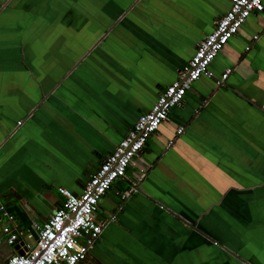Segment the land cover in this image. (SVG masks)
<instances>
[{
    "label": "crops",
    "instance_id": "1",
    "mask_svg": "<svg viewBox=\"0 0 264 264\" xmlns=\"http://www.w3.org/2000/svg\"><path fill=\"white\" fill-rule=\"evenodd\" d=\"M2 7L0 203L19 234L0 248L5 260L37 244L39 227L66 202L62 189L83 192L231 2L0 0ZM210 68L214 76L194 82L100 200L97 218L108 223L78 264H264V10ZM7 237L0 224L1 243Z\"/></svg>",
    "mask_w": 264,
    "mask_h": 264
},
{
    "label": "built area",
    "instance_id": "2",
    "mask_svg": "<svg viewBox=\"0 0 264 264\" xmlns=\"http://www.w3.org/2000/svg\"><path fill=\"white\" fill-rule=\"evenodd\" d=\"M229 1L230 9L216 20L214 31L198 44L194 56L179 70L178 78L161 92L152 110L136 120L113 152L103 160L81 194L62 189L66 196L64 206L55 209L50 218L39 227L37 244L24 254H14L9 264H78L86 259L108 223L97 218L100 200L117 180L127 177L131 162L169 118L171 109L183 106L186 94L192 89L194 82L203 75L214 76L210 68L212 62L239 32L248 17L253 12L264 10V0ZM255 38L259 36L256 35ZM231 72L232 68L226 69L221 80H225ZM183 130L182 127L179 131ZM137 191L138 188L133 186L123 193V198H128ZM10 220H14V215L5 204L0 203V224L8 235V242L13 244L19 239V234L5 223ZM84 236L87 238H83Z\"/></svg>",
    "mask_w": 264,
    "mask_h": 264
},
{
    "label": "rangeland",
    "instance_id": "3",
    "mask_svg": "<svg viewBox=\"0 0 264 264\" xmlns=\"http://www.w3.org/2000/svg\"><path fill=\"white\" fill-rule=\"evenodd\" d=\"M0 9H3V7L2 8H0ZM9 11H12L13 13L15 12L14 10H12V9H9V8H7ZM1 12V11H0ZM4 18H5V16H2V17H0V28H2L3 26H6V25H9L8 23H7V20H4ZM24 19V18H23ZM25 20V19H24ZM25 24L21 21V20H19V22H18V26H19V28H20V31L22 30V27L24 26ZM19 39H21V40H25V36H23V35H21L20 34V37H19ZM39 55H41V53H38ZM5 69H3V68H0V74H4L2 71H4ZM254 182H255V180H254V178L253 179H251L250 181H249V183H251V184H254ZM238 185H241V180L239 179L238 180ZM239 187V186H238ZM252 208V207H251ZM250 213V212H249ZM223 220H227L225 217H224V219ZM219 222V221H218ZM219 224H222L221 223V221L219 222ZM223 224H224V221H223ZM196 230H198L197 228H195ZM199 231V230H198ZM214 233H215V235H217V236H221L217 231H214ZM226 235H228V233H226ZM222 238H224L223 236H222ZM215 241V244L216 245H218L219 247H221V248H224V249H226L227 251H229V252H231V253H233V254H237L236 252H235V250H233V249H231V248H229L227 245H225V244H223L222 242H220V241H218V240H214Z\"/></svg>",
    "mask_w": 264,
    "mask_h": 264
},
{
    "label": "water",
    "instance_id": "4",
    "mask_svg": "<svg viewBox=\"0 0 264 264\" xmlns=\"http://www.w3.org/2000/svg\"><path fill=\"white\" fill-rule=\"evenodd\" d=\"M6 242H8V240L6 239L3 243H0V248L4 245V244H6ZM25 252L24 251H21L20 252V254H24ZM14 254H16L14 251H11L10 252V255L9 256H7L8 258H6L5 260H0V264H9V260H10V258L14 255Z\"/></svg>",
    "mask_w": 264,
    "mask_h": 264
},
{
    "label": "trees",
    "instance_id": "5",
    "mask_svg": "<svg viewBox=\"0 0 264 264\" xmlns=\"http://www.w3.org/2000/svg\"><path fill=\"white\" fill-rule=\"evenodd\" d=\"M11 210V209H10ZM12 211V210H11ZM13 212V211H12Z\"/></svg>",
    "mask_w": 264,
    "mask_h": 264
}]
</instances>
